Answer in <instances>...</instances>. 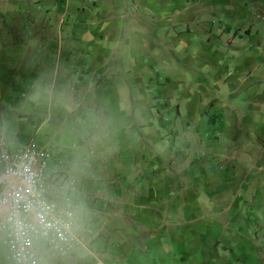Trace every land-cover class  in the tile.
Listing matches in <instances>:
<instances>
[{
  "label": "crops",
  "instance_id": "obj_1",
  "mask_svg": "<svg viewBox=\"0 0 264 264\" xmlns=\"http://www.w3.org/2000/svg\"><path fill=\"white\" fill-rule=\"evenodd\" d=\"M1 131L68 154L108 264H264V0H0Z\"/></svg>",
  "mask_w": 264,
  "mask_h": 264
},
{
  "label": "built area",
  "instance_id": "obj_2",
  "mask_svg": "<svg viewBox=\"0 0 264 264\" xmlns=\"http://www.w3.org/2000/svg\"><path fill=\"white\" fill-rule=\"evenodd\" d=\"M50 157V150L37 147L33 140L24 146L11 149L4 132H0V171L6 168L10 160L30 169L36 189L48 200L55 202L58 218L62 221L58 228L50 229L46 236L30 233L29 238H18L10 231L7 210L0 211V248L4 250L6 259L13 264H36L40 261L41 256L33 246L36 241L46 246L51 255L66 256L71 254L75 245L84 246L77 235L80 228L76 222L79 206L62 194H50V190L56 186L47 174Z\"/></svg>",
  "mask_w": 264,
  "mask_h": 264
},
{
  "label": "clouds",
  "instance_id": "obj_3",
  "mask_svg": "<svg viewBox=\"0 0 264 264\" xmlns=\"http://www.w3.org/2000/svg\"><path fill=\"white\" fill-rule=\"evenodd\" d=\"M7 210L13 235L29 238L30 233L46 236L62 222L55 202L36 189L27 167L10 160L0 171V211Z\"/></svg>",
  "mask_w": 264,
  "mask_h": 264
},
{
  "label": "rangeland",
  "instance_id": "obj_4",
  "mask_svg": "<svg viewBox=\"0 0 264 264\" xmlns=\"http://www.w3.org/2000/svg\"><path fill=\"white\" fill-rule=\"evenodd\" d=\"M47 148L51 152V157L49 159V164L47 168L48 176H51L52 174L58 175L60 172H66L67 174H69L71 161L66 157L68 154L63 152L62 147H60V149H55V147L53 146H49ZM55 193H59L63 195L61 190L52 188L50 190V194H55ZM68 198L70 201L76 203L70 197ZM84 198H86V196ZM91 201L93 202H90V203H94L96 199L91 198ZM83 203H84L83 200H81V204ZM79 212L80 211H78L77 214H79ZM77 214H76L77 222H79V220L81 222V218ZM89 219L91 220H88V219L87 220L90 222L92 221L91 225L88 226L87 229H85V227L82 226L81 228L83 229L78 232V236H80L83 239L88 249L94 252L100 261L105 262V264H108L107 260H110L113 257H115L117 252L120 253L121 251H125L124 250L125 247L124 248L120 247L119 246L120 239L117 240V238H112L110 237L109 234H105L106 237L110 238L108 240L104 238V236H100V234L103 233V230L101 229L103 222L101 221L100 218H98L95 215V212L92 217H89ZM104 232H106V230H104ZM33 246H34L36 253L41 256V260L36 262V264H67L68 258L71 257V254L66 255V256H61L59 254L51 255V253L49 252V249L46 246L42 245L40 241H36V243H34ZM84 254H87V252H85ZM124 258L125 257L123 256L121 258H118V260L121 261ZM94 263H95V259L90 258L89 264H94ZM4 264H13V263L5 262Z\"/></svg>",
  "mask_w": 264,
  "mask_h": 264
},
{
  "label": "trees",
  "instance_id": "obj_5",
  "mask_svg": "<svg viewBox=\"0 0 264 264\" xmlns=\"http://www.w3.org/2000/svg\"><path fill=\"white\" fill-rule=\"evenodd\" d=\"M32 117H33V116H27V119H28L29 121H31V122L34 123V120H32Z\"/></svg>",
  "mask_w": 264,
  "mask_h": 264
}]
</instances>
